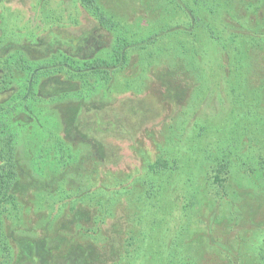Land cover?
Wrapping results in <instances>:
<instances>
[{
	"label": "trees",
	"instance_id": "16d2710c",
	"mask_svg": "<svg viewBox=\"0 0 264 264\" xmlns=\"http://www.w3.org/2000/svg\"><path fill=\"white\" fill-rule=\"evenodd\" d=\"M63 2L37 0L42 20L75 24L81 7L109 39L88 56L57 48L40 64L30 63L19 48L0 56V93L11 90L0 100V264H11L13 256L5 232L8 218L15 221L34 213L50 225L54 213L69 214L64 218L68 226L72 212L67 208L83 211L72 221L75 233L90 240L79 248L86 259L91 253L97 257L102 238L114 240L121 234L125 256L113 264H201V246L192 248L186 223L181 231L168 230L164 224L167 216L188 214L198 222L207 219L210 227L223 202L233 204L231 171L260 173L264 178V0H138L130 19L117 15L115 0H71L70 6L61 8ZM140 19L146 22L139 30ZM8 32L10 42H15L13 32ZM150 72L163 86L160 92V87L152 86V101L170 110L168 121H161L158 130L166 131L167 140L161 143L150 137L153 158L143 153L146 169L113 179L94 143L60 134L65 129L63 116L77 113L80 121L85 118L81 102L101 97L108 89L110 93L142 91ZM54 75L62 87L45 99L39 93L40 79ZM119 80L125 86L115 90L117 85H112ZM88 118L92 132H99L93 118ZM23 166L41 194L47 195L39 205L25 200L18 186ZM137 174L133 200L143 205L142 212H134V222L122 228L108 180L114 181L117 188L112 192L120 196L122 183H128L125 179L130 177L133 184ZM196 184L202 194L208 192L199 202ZM173 192L176 197H168ZM242 199L241 203L247 200ZM233 214L230 211L229 222L237 220ZM132 215L129 209L124 211L126 219ZM255 233L248 239L238 233L235 244L228 245L225 238L210 232L207 241L219 245L226 256L215 264H264V221ZM75 239L79 240L68 235L70 244ZM39 242L27 247V258L34 263ZM43 260L53 262L48 254Z\"/></svg>",
	"mask_w": 264,
	"mask_h": 264
},
{
	"label": "rangeland",
	"instance_id": "374dc122",
	"mask_svg": "<svg viewBox=\"0 0 264 264\" xmlns=\"http://www.w3.org/2000/svg\"><path fill=\"white\" fill-rule=\"evenodd\" d=\"M68 1L65 0L61 8L66 7L67 4L70 6L71 0ZM115 1L117 15H126L130 19L132 14H128L133 12V2L137 3L138 0ZM36 2L37 0H0V56L12 52L14 48H19L25 50V56L30 63L40 64L47 57L54 54L57 48H62L80 54L81 56H88L94 54L97 49L107 44L109 38L106 36L105 30L97 24L85 9L81 7L79 9V22L71 24L68 20H65V22H61L60 24L58 21L46 22L42 20V16L37 11ZM121 15L119 16L122 17ZM145 22L144 19H140V24L137 21V29L141 27L140 25L145 24ZM8 31L13 32L12 37L14 39L16 38L15 42H10L9 38L11 35ZM32 34L35 37L34 41L28 39V36ZM57 77L54 75L46 79H40L39 93L45 99H50L55 92L54 90L62 87V81ZM155 79L154 75L150 72L148 78L144 80L146 87L140 92L134 93L131 90L122 89L120 92L114 91L110 93L108 89L109 94H101V97L93 96L88 98L87 101L81 102L83 104L81 114L85 118H81L79 121L80 117L77 113H66V117L63 116L65 129L60 134H64L70 139L78 138L81 141H87V144L94 143L95 151L104 159L103 166L111 169L113 179L117 178L120 180L126 174L133 176L136 173L140 174L141 170L146 169L145 162H142L144 157L153 158L150 137L157 138L161 143L167 140L165 138L167 137L166 131L158 130L162 126L159 124L163 121H168L169 118L166 116L170 110H164V107H162L165 106L164 103L159 101L155 104L151 99L152 94L150 91L152 86L160 87L159 92L160 90L163 91V86L157 84ZM115 85H117L115 90L125 86L120 80L119 82H114L112 86ZM12 89L14 92V88ZM9 93H11V90L0 93V100L7 97ZM72 104L78 103L74 102ZM55 106L57 104L52 105V107ZM69 106L71 107V104ZM154 107H157V109ZM158 108L161 111L156 113ZM205 111L210 112L211 110L205 108ZM88 117L93 118V125L101 129L99 132L95 130L92 132L93 128L91 129L90 127L92 123ZM140 143L141 145H139ZM143 153L145 155L144 157ZM138 174L135 176L136 181L133 184L130 183V177L125 179L128 183L126 185L122 183L123 193L120 196H116L112 192L117 187L114 185V181L108 180L107 178L109 183L108 191L115 198L114 204L118 216L117 222H119L122 228L123 225L130 227V223L132 224L134 222L132 220L135 215L134 212L138 214L142 212L141 206L143 205L139 201L133 200L137 193L138 178H140ZM204 178L205 176L202 177V180ZM32 180V175L23 166L21 168V179L18 186L22 190L25 200L29 199L31 205H39L43 202V197L47 195L41 194V188L35 186ZM230 181V189L232 190L231 193H233V204L223 202L221 208H216V217H213L211 220L212 225L210 227L208 226L207 219L203 220V222H198L197 219H194L192 216L190 217V215L188 216V214H186V217L181 216L180 218L175 216L166 217L167 223L164 224V227H168V230L181 231L182 224L186 223L188 229H184L187 232L185 235H187V240L191 242L192 248H195L197 245L201 246V249L198 250L201 251V264L203 262L206 264H215L218 260H221L222 263L224 262L223 259H226L225 252L223 253L221 251L219 245L207 241V235L210 232L212 233L213 231L220 238H225L229 243L228 245H234L236 234H241L242 238L245 239H248L250 236H255L256 226L260 221H264V207H257L264 204V178L262 174L258 173L255 175L254 173L252 175L244 173L240 169L238 171L233 170L230 173ZM172 183L171 188H176V181ZM53 185L56 184L54 183ZM195 187L200 189L199 191L201 192L197 195V202L201 201L202 198L208 197L205 196L208 195L207 191L205 192L206 194H202L203 189L198 188L197 184ZM187 190L192 191L190 188H187ZM176 195L177 193L173 192L168 197L175 198ZM250 195H252V198L247 197ZM244 197L247 199L245 201L249 200L248 202H251V205L245 201H242V203L239 201ZM67 204L68 206L72 205L70 203ZM235 206L237 208L236 210ZM174 207L175 204L173 203ZM121 208L124 211L129 209L133 215L129 216V219H126L124 217V211ZM67 211L72 212L71 219H68V223H71V225L68 226H64V221L67 219L64 218L69 214L61 216L59 213H54L51 215L52 220L50 219L49 221L50 225L42 220V215L36 216L34 213H30L28 216L22 215L19 220L15 221L12 218H8L6 220L5 232L8 235V241L10 242L13 254L11 264H46V261L44 262L43 260L45 259V254H48L50 261H53L52 264H113L118 258H124V247L122 248L123 236L120 234L119 236L116 235L114 240L107 241L102 238L99 247H97V257H94V254L90 252V257L86 259L79 248L89 238L80 237L75 233L77 227L72 221L73 219H77L76 216L83 214V211L81 213L79 212L80 214L75 213L70 208H67ZM67 211L65 209L63 212ZM230 211H233V216L237 218L234 222H229L231 218ZM228 228L234 233L229 234ZM59 230L63 231L61 235ZM107 232H109V229ZM48 233L52 235L50 239L47 238ZM12 235L16 237H12ZM68 235H72L79 240L75 239L70 244ZM35 240L40 241L37 248H35V250H40V253H35V256L37 258L39 257L37 263L27 258L29 257L27 255L29 254L27 247L35 242ZM111 245L114 246L113 249H111ZM0 260H2L1 256Z\"/></svg>",
	"mask_w": 264,
	"mask_h": 264
}]
</instances>
